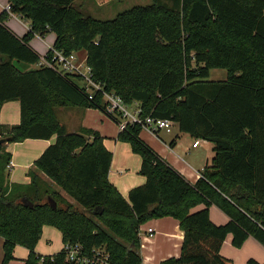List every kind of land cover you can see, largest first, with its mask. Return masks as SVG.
<instances>
[{"label":"trees","instance_id":"1","mask_svg":"<svg viewBox=\"0 0 264 264\" xmlns=\"http://www.w3.org/2000/svg\"><path fill=\"white\" fill-rule=\"evenodd\" d=\"M7 1L30 31L19 38L5 25L8 14L0 16V133L10 144L55 140L34 162L31 183L15 191L4 178L12 154L0 146L2 264L16 259L18 246L29 251L25 264H71L65 250L36 252L47 227L64 244L106 248L112 264H142L141 226L166 217L185 236L180 257L161 264H234L221 253L229 236L238 249L249 237L264 246V0H152L112 20L95 19L74 0ZM49 33L65 55L86 52L94 80L128 106L139 104L143 117L172 120L179 134L213 143L200 179L188 182L140 138L141 127L129 125L118 140L141 157L146 183L122 196L109 179L113 154L104 137L85 127L70 133L58 118L62 108L106 114L105 102L100 93L89 101L79 76L38 66L30 42ZM216 69L227 80H209ZM9 102L20 106L14 126L1 123ZM38 172L61 192L41 189ZM211 206L229 222L214 224Z\"/></svg>","mask_w":264,"mask_h":264},{"label":"crops","instance_id":"2","mask_svg":"<svg viewBox=\"0 0 264 264\" xmlns=\"http://www.w3.org/2000/svg\"><path fill=\"white\" fill-rule=\"evenodd\" d=\"M7 6V0H0V16L3 13L8 14L9 17L5 21V25L16 36L23 38L30 31V25L28 22L20 19L18 16L8 12L6 10ZM51 34L54 36V38H52V43L46 42L45 38L35 36L30 42L31 47L34 50H37L34 44L41 45V43H44L46 51H48V48L53 46L56 41V34ZM39 53L41 54L40 51L38 54ZM225 80H227V74L223 77H220L219 79H213L212 81ZM60 110H64V108ZM72 111H75V109H67V115L71 114ZM91 111H93L92 108L85 110L84 125H80L79 127V125L77 126L74 124L71 131L68 129L67 130L70 133H74L77 132L81 127H85L99 132L104 137L106 147L113 154L112 165L109 173L110 182L117 188L122 196L128 198L132 189L142 186L146 183V177L141 174L142 159L139 155L133 153L130 144L118 140L120 131L113 135L115 138V143L112 144V146L109 145V140H107L109 138L106 131L107 129H103V127L97 123H92L94 117L92 116V113H90ZM19 122V103L9 102L4 104L1 110V123L4 125H17ZM64 126L66 127V125ZM94 127L98 128L99 130L95 129ZM140 138L150 148H152L164 162L178 171L191 184H195L200 179L202 172L207 166L211 165L215 156V145L213 143L198 140L199 145L194 147V139L190 138L189 136L179 134L177 127L173 129L172 133L162 131L158 135H154L146 130H142L140 133ZM54 140L55 138L51 139L50 141L27 140L24 143L30 142L38 145V147H41L38 155H36V158L34 159L36 161L47 149V147L54 142ZM24 143L10 145V153H15L14 147H19ZM35 161H33V163L22 165L25 167L26 175V181H24L26 183L23 184L28 185L31 183L29 171L32 170V167L34 168L33 164ZM11 162L13 163L12 170L15 169L16 164L19 166L16 161L12 160ZM13 181L17 182L18 178L14 177ZM16 182L15 184H17ZM204 207V205H201L196 208L195 211L201 210ZM210 218L216 225H225L230 220L229 217L216 206L210 207ZM149 228L155 230V235L151 239L144 236V233ZM140 233L141 235H139V237L141 241V247L139 249V253L142 258V264H161L163 261L170 258L180 257L185 233L181 230L177 220L171 217L150 220L141 226ZM3 243L4 241L0 237V264H2L4 256ZM63 247L64 243H62L60 251L63 249ZM60 251L45 254L38 251V248H36V252L44 256L54 255ZM46 252H49V250ZM221 253L223 256L233 260L234 264H247L251 259L256 260L259 263H264V246L253 237H249L244 245L238 249L232 245V236H229L222 247ZM28 255L29 251L27 249L18 246L15 250L16 259L10 262V264H25V260L28 258Z\"/></svg>","mask_w":264,"mask_h":264},{"label":"rangeland","instance_id":"3","mask_svg":"<svg viewBox=\"0 0 264 264\" xmlns=\"http://www.w3.org/2000/svg\"><path fill=\"white\" fill-rule=\"evenodd\" d=\"M74 3L76 6L80 7L84 12L89 13L92 17H94L97 20H112L120 13L130 10L136 6L150 5L152 3V0H74ZM169 3L171 4L170 1ZM44 38L46 42L52 43V38H54V36L51 33H49ZM34 45L37 49L34 51H36L37 53L39 51L41 52V54L39 53V56H43L47 53L44 43H41V45L39 44H34ZM78 57L80 61H83L84 59H86V52L83 51L81 53H78ZM20 69L31 70L33 69V67L21 66ZM226 74L227 73L225 70H214L210 74L209 80L219 79L220 77H223ZM74 109L75 111H72L71 114L69 115H67V109L66 110L59 109L58 111V118L60 122L63 125H66L69 131L72 130L74 124L77 126L79 125V127L80 125L81 126L84 125V119H85L84 112L86 109L81 107H77ZM92 110L93 111L90 112L94 117L92 123L93 122L97 123L98 125L102 126L103 129L105 128L107 129L106 131L109 137L107 140H109V145L112 146V144L115 143V138L113 137V135H115L119 131L116 120H114L113 117L111 118L106 114L104 115L100 109L92 108ZM7 126H14V125H7ZM95 129L99 130L98 128ZM3 136L4 134L0 133V139H2ZM10 145L12 144L10 143L5 144L3 146V151L1 153L4 154L10 153L9 151ZM40 149L41 147H38V145L30 142L24 143L19 147H14L15 153H12V160L16 161L19 164V166L16 164L15 169L11 171L9 169H6L4 173L5 175L4 178L7 184L6 187L11 189V191L12 190L15 191L19 187V185H26L23 184L26 183L24 182L26 181V175H25V167L22 165L33 163ZM1 165L4 166V161L1 162ZM32 170H35V168L32 167ZM38 175L42 181L46 182L45 183L46 185H42L41 189L46 187L51 191L53 190L60 191V188L57 185H55L52 181H50V179L45 174L38 172ZM14 177L18 178V181L17 182L15 181L17 184H15V182L13 181ZM62 243H63L62 236L59 230L55 228L47 227L43 230V235L37 245V248L38 251L42 253L50 254L60 251ZM48 250L49 252H46Z\"/></svg>","mask_w":264,"mask_h":264},{"label":"built area","instance_id":"4","mask_svg":"<svg viewBox=\"0 0 264 264\" xmlns=\"http://www.w3.org/2000/svg\"><path fill=\"white\" fill-rule=\"evenodd\" d=\"M6 10L10 12L9 5L6 7ZM38 66L50 68L63 77L68 75L79 76L89 101L94 100L96 93H100L103 96L105 112L118 118L117 124L120 132L126 131L128 126L131 125L139 126L142 130L158 135L162 131L172 133L176 127V124L172 120L151 116L143 117L139 104L128 106L121 97L107 92L101 84L94 80L92 69L87 65L86 59L80 61L78 54L65 55L63 52L56 50L54 46H50L47 53L40 56ZM198 145L199 141H195L193 146L197 147ZM12 167L13 163L11 162L7 169L11 171ZM154 235L155 230L152 228H149L144 233V236L149 239L153 238ZM62 250L66 252V261L71 264H112L110 254L106 248H93L86 251L79 244H64Z\"/></svg>","mask_w":264,"mask_h":264},{"label":"water","instance_id":"5","mask_svg":"<svg viewBox=\"0 0 264 264\" xmlns=\"http://www.w3.org/2000/svg\"><path fill=\"white\" fill-rule=\"evenodd\" d=\"M5 144H8V141H7V139H0V146L1 145H5ZM24 203L27 205V206H29L30 208H33V204L31 203V202H29L28 200H25L24 201ZM49 203L51 204V206L54 208V209H56V207H57V204H56V202L53 200V199H49ZM133 248H134V245H131L130 247H129V249H128V252H131L132 250H133Z\"/></svg>","mask_w":264,"mask_h":264}]
</instances>
